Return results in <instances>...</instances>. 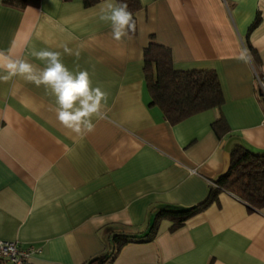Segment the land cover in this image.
Instances as JSON below:
<instances>
[{"label": "crops", "instance_id": "crops-1", "mask_svg": "<svg viewBox=\"0 0 264 264\" xmlns=\"http://www.w3.org/2000/svg\"><path fill=\"white\" fill-rule=\"evenodd\" d=\"M105 3L0 0V52L42 69L33 49L57 51L107 93L94 130L78 135L50 89L0 80V240L32 247L27 264H264V207L229 191L177 227L156 222L205 202L233 147L264 152V0H138L120 42L100 20ZM151 39L174 68L215 71L221 105L169 122L143 73ZM116 234L129 238L114 249Z\"/></svg>", "mask_w": 264, "mask_h": 264}, {"label": "trees", "instance_id": "trees-1", "mask_svg": "<svg viewBox=\"0 0 264 264\" xmlns=\"http://www.w3.org/2000/svg\"><path fill=\"white\" fill-rule=\"evenodd\" d=\"M97 1L83 0V4L88 6ZM2 2L16 7H25L38 0H2ZM117 2L126 3L134 18V12L139 6L138 0H117ZM133 32L130 31V33ZM143 73L151 95L150 103L157 105L171 123L181 121L199 111L219 106L223 102V94L215 71L174 68L170 49L152 39L143 49ZM259 93L262 95L264 91L259 88ZM214 128L216 131L220 128L224 130L226 126L223 122H218L214 124ZM220 190L235 194L249 209L264 207V152L255 153L242 146L233 147L228 170L215 180L205 202L187 209L160 210L157 213L156 222L159 217L169 216L173 223L172 228L177 227L189 215L214 199ZM153 227H155L154 224ZM151 234L147 233V235ZM128 238L129 236L126 235H114V249ZM109 256L107 254L101 258L100 264L104 263Z\"/></svg>", "mask_w": 264, "mask_h": 264}, {"label": "clouds", "instance_id": "clouds-1", "mask_svg": "<svg viewBox=\"0 0 264 264\" xmlns=\"http://www.w3.org/2000/svg\"><path fill=\"white\" fill-rule=\"evenodd\" d=\"M100 20L110 22L112 38L120 42L130 31H135L136 21L126 3L106 0ZM65 51H69L67 48ZM32 55L45 62L42 69L26 59L13 58L0 52V80L8 81L20 76L37 87L43 85L55 97L56 118L67 129L82 135L94 130L93 117L102 118V106L107 93L94 87L87 70L73 72L62 62L61 53L47 49ZM243 58V53L241 54Z\"/></svg>", "mask_w": 264, "mask_h": 264}, {"label": "built area", "instance_id": "built-area-1", "mask_svg": "<svg viewBox=\"0 0 264 264\" xmlns=\"http://www.w3.org/2000/svg\"><path fill=\"white\" fill-rule=\"evenodd\" d=\"M31 251L32 247L20 248L15 241L0 240V260L8 264H27Z\"/></svg>", "mask_w": 264, "mask_h": 264}, {"label": "flooded vegetation", "instance_id": "flooded-vegetation-1", "mask_svg": "<svg viewBox=\"0 0 264 264\" xmlns=\"http://www.w3.org/2000/svg\"><path fill=\"white\" fill-rule=\"evenodd\" d=\"M5 263H6V262H3V261L0 260V264H5ZM6 264H8V263H6Z\"/></svg>", "mask_w": 264, "mask_h": 264}, {"label": "rangeland", "instance_id": "rangeland-1", "mask_svg": "<svg viewBox=\"0 0 264 264\" xmlns=\"http://www.w3.org/2000/svg\"><path fill=\"white\" fill-rule=\"evenodd\" d=\"M6 264V263H5Z\"/></svg>", "mask_w": 264, "mask_h": 264}]
</instances>
